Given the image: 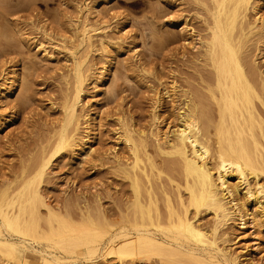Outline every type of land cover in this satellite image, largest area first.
<instances>
[{
  "label": "bare ground",
  "instance_id": "bare-ground-1",
  "mask_svg": "<svg viewBox=\"0 0 264 264\" xmlns=\"http://www.w3.org/2000/svg\"><path fill=\"white\" fill-rule=\"evenodd\" d=\"M100 1L107 2L87 0L78 7L84 18L79 17L74 51H83L73 56L51 142L40 147L35 160L20 168L17 176L1 184L0 260L6 264H36L34 258L37 264H97L98 260L122 264L130 259H138L139 264H152L151 259L157 264H260L255 254L262 245L256 230L264 232V183L260 182L264 73L248 48L264 37L257 5L261 0H194L204 14L206 34L201 37L190 31L188 45L201 50L205 70L198 83L204 92L195 97L171 85L172 130L162 131L154 123L146 133L136 132L121 121L120 138L128 159L114 155L112 163L129 182L132 201L124 213H118V225L106 222L99 208L94 217L90 215L94 211L85 210L81 221L73 222L48 200L41 184L56 158L65 153L89 158L95 153L90 139L80 133L78 110L91 71L84 68L93 47L88 16L97 12L93 4ZM41 53V59L48 61V54ZM10 69L0 84L4 99L17 82L16 67ZM103 78L101 73L97 80ZM153 100L154 109L160 108L161 98L155 95ZM150 144L155 155L166 157L161 164L148 153ZM203 212L211 215L207 226L200 222ZM228 230L247 236L250 245L243 255L231 249Z\"/></svg>",
  "mask_w": 264,
  "mask_h": 264
},
{
  "label": "rangeland",
  "instance_id": "rangeland-1",
  "mask_svg": "<svg viewBox=\"0 0 264 264\" xmlns=\"http://www.w3.org/2000/svg\"><path fill=\"white\" fill-rule=\"evenodd\" d=\"M86 2L0 0V84L12 66L18 71L9 98L0 94V187L35 160L40 147L51 142L58 129L72 59L83 51L74 48L79 17L84 18L78 7ZM257 3L264 19V0ZM93 7L97 12L88 16L93 47L84 66L91 71L78 111L80 133L90 139L95 153L89 158L71 153L56 158L41 188L51 204L73 222H80L85 210L94 211L90 214L94 217L99 208L106 222L118 225V213H124L132 201L129 182L112 163L114 155L128 159L120 138L121 121L136 132L146 133L154 123L162 131L171 129V85L195 97L204 92L198 83V75L205 70L201 50L188 45L190 31L205 36L204 14L194 0H107ZM248 49L264 73V37ZM42 51L48 61L41 59ZM101 73L104 78L98 81ZM155 95L162 100L158 109H154ZM148 153L157 164L166 159L155 155L152 144ZM200 217L202 225L211 223L210 214L203 212ZM231 231H227L231 249L243 255L250 245L248 238ZM256 235L262 245L255 257L264 264V232L256 230ZM151 260L152 264L157 261ZM33 261L37 264L36 258ZM139 263L138 259L122 262ZM0 264L6 263L0 260Z\"/></svg>",
  "mask_w": 264,
  "mask_h": 264
}]
</instances>
